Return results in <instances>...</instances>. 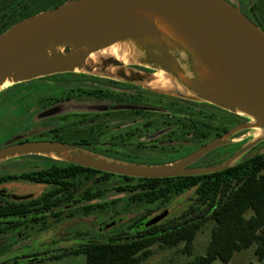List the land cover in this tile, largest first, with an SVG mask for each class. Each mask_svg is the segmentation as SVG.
I'll use <instances>...</instances> for the list:
<instances>
[{
    "label": "water",
    "instance_id": "water-1",
    "mask_svg": "<svg viewBox=\"0 0 264 264\" xmlns=\"http://www.w3.org/2000/svg\"><path fill=\"white\" fill-rule=\"evenodd\" d=\"M150 15L162 18L189 42L210 73L202 85L193 87L201 99L168 95L209 103L237 114H240L237 108H241L246 112L242 115L252 122L234 128L225 137L169 164L117 161L50 141L23 142L1 148L0 162L16 156L49 155L56 151L67 162L115 175L148 179L212 174L237 162L243 152L225 164L189 168L209 152L225 145L236 132L258 126L264 128V31L225 0H68L57 8L30 16L0 34V87L14 74L16 82L13 85L76 72L77 67L88 59V53L79 51L85 46L100 49L128 38L158 37L160 32L148 17ZM62 44L74 48L67 50V55H61L55 47ZM107 64L124 67L111 60ZM136 66L159 71L145 65L128 68L153 73L133 68ZM120 79L134 82L124 77ZM258 140L255 139L246 152ZM170 212V209L163 211L149 225L159 223Z\"/></svg>",
    "mask_w": 264,
    "mask_h": 264
},
{
    "label": "rangeland",
    "instance_id": "rangeland-1",
    "mask_svg": "<svg viewBox=\"0 0 264 264\" xmlns=\"http://www.w3.org/2000/svg\"><path fill=\"white\" fill-rule=\"evenodd\" d=\"M258 6L259 10H257V14L263 16L264 0H259ZM46 9L49 10L51 7L48 6ZM252 13L256 15V13ZM68 73L71 72L64 73L62 76L50 75L36 78L31 81L23 82V84L12 90L7 89L13 86V84L7 85L0 90V141L5 139L7 135H10V131H14V134H11V136L0 144L1 147L14 144L19 139L38 137L42 135V133L47 134V132L56 125H68L67 131L75 129L76 132L79 131L78 134L82 135V133H84L83 131H87L85 129L91 126H82V124H80V119L89 114H97L101 112L100 109L90 105L73 104L71 106H58L47 114H39L34 117V113H38L42 109L41 104L43 98L46 97L48 93L59 90V88V91L65 93L73 87H95L100 84L104 78H111L123 82L126 81V79H116L105 74L84 73L81 71L72 72L74 74ZM75 73L81 74L82 76L76 77ZM135 84L146 90L149 89L141 83L135 82ZM9 93H14V95L10 96ZM146 108L158 112L157 115L160 113L173 115L175 119V133L177 136L182 137V139H187L185 128L183 129L182 125V122L188 119V114L185 113V111L178 110L179 108L177 105H175V109H173L169 102H161L154 97L146 99ZM198 111L199 109L196 107L193 108L194 114L198 113ZM238 115L246 117L242 114ZM157 117L161 118L160 116ZM23 118L26 119V121L23 120ZM249 120L252 122L250 118ZM160 121L155 120V122L159 124L161 123ZM160 125L164 126V123ZM16 126H18V128L15 130ZM128 128L130 129V126L116 131L91 132V139H89V141L92 145L79 149L101 157H103V154H106L120 157L127 161H134L138 164L159 165L165 164L170 160L180 159V157L188 151V146L192 148L196 145H183L176 149L178 150L176 155L163 154L155 147H136V145L132 143L127 144V146H121L120 137ZM88 133H84L82 137L88 139ZM178 133L180 134L178 135ZM260 133L261 131L255 128L243 131L231 142L232 145L218 150L215 149L216 151L214 150V153L209 154L200 163L202 165L213 164L217 161L216 158L220 157V164H225L228 163L233 156L243 152V155L238 157V159H240L248 153L246 150L251 143L258 138ZM79 139L80 138H75V141H79ZM148 139L151 138L141 141L145 142L148 141ZM263 139L264 134L262 139L257 141L256 147L252 151L253 153L264 151ZM134 141L138 142L136 139H134ZM227 153L230 154V156L226 158L224 155ZM50 158L66 161L62 157H52L48 154L16 156L0 162V175H14L44 168L48 166V159ZM100 177V174L81 175L77 180V193L73 200L65 201L60 207L53 209L48 213L45 220L38 224L29 221L23 225L20 230H13L5 234H0V259H2L5 254L9 253V251L27 249V255L22 256L20 253L18 257L9 261H5L3 259L6 258H3L0 264H28L31 260L42 261L34 264H85V257L82 255H66L60 259L54 258L77 249L81 244L87 241L95 239L107 240L121 232L131 231L130 226L134 224L136 220L144 217H146L147 220H151L164 210V208L161 209L159 207V204H134L128 193L117 191V187L126 184L124 179L114 176L99 180ZM130 183L135 185L138 181L134 180ZM51 188L50 186H35L23 183H18L17 185H0V199L28 200L39 197L42 192ZM86 191H90L91 193L101 191L102 195L93 200H85L83 199V195ZM194 198V191H189L183 196L171 201L168 208H171L172 213H170L163 222L180 217L193 202ZM97 204L102 205V207L94 209L92 212H87L85 207ZM58 212L61 213L59 217L56 216ZM211 228L212 224L207 223L197 236L194 242V255L188 256L184 254L182 252V245L173 249H161L155 246L153 248V256L142 264H190L194 261L196 256L206 254L207 246L211 239ZM251 263H258V259L253 250L237 253L230 264Z\"/></svg>",
    "mask_w": 264,
    "mask_h": 264
},
{
    "label": "trees",
    "instance_id": "trees-1",
    "mask_svg": "<svg viewBox=\"0 0 264 264\" xmlns=\"http://www.w3.org/2000/svg\"><path fill=\"white\" fill-rule=\"evenodd\" d=\"M31 1L33 0H0V34L49 6L45 2L30 4ZM63 2L64 0H61L52 7L55 8ZM21 84L23 83L15 84L7 90H12ZM78 94L100 99L109 97V92L102 89L79 90ZM173 98L200 106L210 105L179 97ZM142 109L148 108L144 105ZM201 123L200 117L197 116L192 119L190 126L192 129L201 130ZM186 124L189 125L187 120H184L182 125L185 130ZM201 138L193 137L191 144L196 145L192 148L188 146V151L180 158L190 154L209 140ZM65 144L76 148H86L87 143L75 141V143L65 142ZM255 147L256 145L237 162L220 172L160 179L120 176L50 158L46 168L24 173L19 177L31 182L54 184L57 187L28 203L11 202L0 206V218L23 216L29 211L32 213V221L38 222L42 220L40 214L74 199L77 193V180L81 175L100 174L99 180L117 176L126 181L124 186L117 187V191L128 193L132 202L137 205L159 204V207L165 210L171 201L189 191H194L195 198L176 219L163 222L167 216L159 223L149 225L147 218L144 217L130 226L131 231L121 232L107 240L87 241L77 249L56 256L54 259H60L66 255H82L85 257V264H142L153 256L155 246L161 249H173L181 245L182 252L192 256L197 236L207 223H211V239L206 254L196 256L190 264H230L237 253L249 250H253L257 257L256 264H264V151L253 153ZM176 149L174 148L175 151L169 155H176L178 151ZM103 157L135 163L112 155L103 154ZM13 178L18 176L1 177L0 182ZM134 180L138 183L132 185L130 182ZM101 195V191L96 193L86 191L83 199L93 200ZM100 207L102 205L97 204L85 208L87 212H92ZM34 263L35 261L28 262V264Z\"/></svg>",
    "mask_w": 264,
    "mask_h": 264
},
{
    "label": "flooded vegetation",
    "instance_id": "flooded-vegetation-1",
    "mask_svg": "<svg viewBox=\"0 0 264 264\" xmlns=\"http://www.w3.org/2000/svg\"><path fill=\"white\" fill-rule=\"evenodd\" d=\"M59 1L61 0H33L30 2V4L45 2L49 5V7H51V9H53L52 5ZM66 1L68 0H64L62 4H64ZM225 1L228 2L230 5L234 6L235 8H238L243 14H245L250 20H252L257 26H259L264 31V15L261 16L257 14V10H259V6H258L259 0H225ZM252 12L256 13V15L253 14ZM133 68L142 70L145 72H154L151 69L140 67V66H136ZM63 74L64 73H60V74H55L51 76H62ZM68 74H74V73L71 72ZM75 75L76 77L82 76L81 74H78V73H75ZM102 80L103 81L100 82V84H98L95 87H90V88L73 87V88H70L65 93L63 91H59L60 90L59 88V90H56L55 92L48 93L47 96L44 97L42 100V104H41L42 111L40 110V112L34 113L33 115L34 117H36L39 114H42V115L47 114L53 111L58 106H71L73 104L90 105L92 107H97L98 109L101 110V112L97 114H91V115L89 114V115L82 117V119H80V124H82V126L84 125L91 126L90 128L85 129L87 131H83L84 133L89 132L88 139H84V137H82L84 136L83 135L84 133H82V135L78 134L79 131L76 132L75 129H72L71 131H67V128L69 127L68 125H63V126L56 125L53 128H51L47 132V134L42 133V135L38 137L19 139L14 144L23 143V142H37V141H50V142H59V143L65 144V142L75 143V138H80L79 141H81L82 143H87L85 144L86 146H91L92 144L89 141V139H91V134H90L91 132L94 133L96 131H110V130L116 131V130L124 129L127 126H130V129L128 128L127 131H125L123 135L120 137L121 146H127V144L132 143V144H135L136 147L137 146H140L142 148L155 147L161 153L169 155V154H172L174 148H178L181 145L188 146L189 144H191L192 143L191 139L193 137L198 138L199 136V137H202L201 139H204V140H206L207 138L209 139L208 141H206L203 145L199 147L201 148L211 141H214L220 137H225L234 128L250 123V120L248 117L235 114L231 111L225 110L223 108L217 107L212 104H210L209 106H203V105L200 106V105L191 104L185 100H181V99L176 100L175 98L170 97L168 95L154 92L149 89L146 90L143 87H140L139 85L133 82H127V81L123 82V81H118V80L111 79V78H104ZM91 89H102V90L108 91L109 97L100 99V98L90 97V96H80L78 94L79 90H91ZM13 95L14 93L10 94V96H13ZM150 97H154L158 101H161V102L163 101L169 102L173 109H175V105H177L179 108L178 110H183L185 111V113L188 114L187 123L189 125L186 124L187 126L185 130L187 139H182V137L177 136V134L175 133L176 132L174 131L175 129L174 120L175 119L173 115H169L167 113L166 114L160 113L159 115H157L158 112H155L150 109H147V110L142 109V107L146 105V99ZM127 106H135L136 108H124ZM194 107L199 109L198 113L194 114L193 112ZM157 116H160L162 119ZM197 116H199L202 121L201 130H198L197 128L192 129V127L190 126L192 119ZM23 120L26 121V119L24 118ZM155 120L160 121L161 122L160 124L164 123V126L155 122ZM17 128L18 126H16L15 130ZM249 129H252V128L243 129L231 135L228 138L227 143L223 145L222 147L217 148L216 150L232 145L231 142L237 138V135L239 133L249 130ZM13 132L14 131H10V135H7L5 139H2L0 141V144L3 143L9 136H11V134H14ZM179 134L180 133H178V135ZM148 136H151V137H148ZM147 138H151V139H148V141H145V142L141 141V140H147ZM134 139H136V141L138 142H135ZM82 140H86V141H82ZM117 144H120V143H117ZM1 148H4V147L0 146V149ZM196 150H194L193 152H195ZM215 151L213 150L209 152L208 154L200 158L198 161H196L194 164L189 166V168L211 167V166L220 164L221 163L220 157H217L216 158L217 161L213 164H203L202 165L200 163L209 154H212ZM249 151L251 150L249 149L248 152ZM193 152H191L190 154H192ZM190 154L180 159L170 160L169 163L177 162V160L179 161L189 156ZM224 156L227 158L228 156H230V154L227 153ZM53 160L62 161L58 159H53ZM46 167L47 166H45L44 168ZM33 171H37V170H33ZM29 172H32V171L23 172V173L14 174V175H11V174L0 175V178L5 177V176L7 177L8 176H18V178H13V179L2 181L0 182V185H5V184L17 185L18 183L20 184L23 183V184H30V185H35V186H45V187L50 186L52 188L47 191L42 192L39 197L31 198L28 200H14V199L1 200L0 199V206L6 205L7 203H11V202L18 203V204L28 203L31 200L40 198L42 195L46 194L47 192L57 187L54 184L36 183V182H31L29 180L19 177L22 174L29 173ZM58 207H54L50 211L45 212L44 214H40V217L42 218V220L38 222H34V221L33 222L38 224L44 221L48 213ZM168 209L171 210V208H167L165 210H168ZM170 213H172V210ZM60 214L61 213L58 212L56 216L59 217ZM151 220H148V223ZM29 221H32V213L29 211L27 212V214L23 216H10V217L0 218V234H5L13 230L14 231L20 230L21 227ZM15 222H17V224H15ZM26 250L27 249L9 251V253L5 254L4 257H2V259L6 258L7 260L6 259H3V260L9 261L11 259L18 257V254L20 253L22 254V256H25L27 255ZM2 259H0V262L2 261ZM31 261H34V260H31ZM35 263H40V262L38 260V261H35Z\"/></svg>",
    "mask_w": 264,
    "mask_h": 264
},
{
    "label": "bare ground",
    "instance_id": "bare-ground-1",
    "mask_svg": "<svg viewBox=\"0 0 264 264\" xmlns=\"http://www.w3.org/2000/svg\"><path fill=\"white\" fill-rule=\"evenodd\" d=\"M148 17L158 28L160 36L128 38L100 49L94 46L82 47L79 51L88 53V59L77 67V71L105 74L116 79L124 77L141 83L154 92L201 99L202 97L193 87L204 83L210 75L209 69L196 50L169 23L154 15ZM72 48L74 47L70 44H62L56 46L55 50L61 55H67L66 51ZM110 60L124 67L108 65L107 62ZM130 65H145L157 68L159 71L147 74L129 69ZM15 77L16 74L10 76L0 89L14 84ZM237 111L246 114L241 108H237ZM256 129L261 131L257 139H262L264 128L258 126ZM49 155L62 156L56 151L50 152Z\"/></svg>",
    "mask_w": 264,
    "mask_h": 264
}]
</instances>
